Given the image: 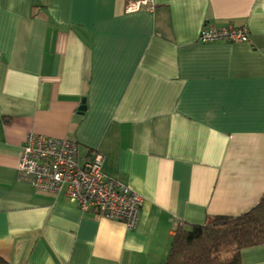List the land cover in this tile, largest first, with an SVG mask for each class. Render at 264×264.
Wrapping results in <instances>:
<instances>
[{"label":"crops","instance_id":"crops-1","mask_svg":"<svg viewBox=\"0 0 264 264\" xmlns=\"http://www.w3.org/2000/svg\"><path fill=\"white\" fill-rule=\"evenodd\" d=\"M145 1L129 11L133 2ZM246 27L249 42L199 41ZM143 199L137 225L18 179L28 134ZM264 197V0H0V257L9 264H164L176 229ZM264 264V245L240 251Z\"/></svg>","mask_w":264,"mask_h":264},{"label":"built area","instance_id":"built-area-1","mask_svg":"<svg viewBox=\"0 0 264 264\" xmlns=\"http://www.w3.org/2000/svg\"><path fill=\"white\" fill-rule=\"evenodd\" d=\"M145 5V1L133 2L129 11ZM219 40L249 42V31L246 27L229 25L205 29L199 34L202 43ZM77 155V143L73 140L30 133L18 160V179L37 191L63 192L76 202L80 211L92 212L96 218L122 222L127 230H133L142 197L128 185L103 173L101 154L82 165Z\"/></svg>","mask_w":264,"mask_h":264},{"label":"trees","instance_id":"trees-1","mask_svg":"<svg viewBox=\"0 0 264 264\" xmlns=\"http://www.w3.org/2000/svg\"><path fill=\"white\" fill-rule=\"evenodd\" d=\"M264 245V197L238 217L176 229L164 264H240V251ZM0 264H9L0 257Z\"/></svg>","mask_w":264,"mask_h":264}]
</instances>
